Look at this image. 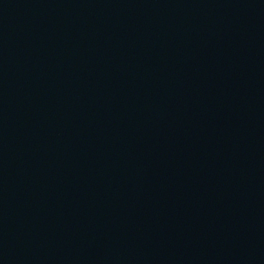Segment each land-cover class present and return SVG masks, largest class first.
<instances>
[{"label":"water","instance_id":"95a60500","mask_svg":"<svg viewBox=\"0 0 264 264\" xmlns=\"http://www.w3.org/2000/svg\"><path fill=\"white\" fill-rule=\"evenodd\" d=\"M0 264H264V0H0Z\"/></svg>","mask_w":264,"mask_h":264}]
</instances>
